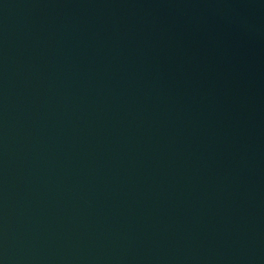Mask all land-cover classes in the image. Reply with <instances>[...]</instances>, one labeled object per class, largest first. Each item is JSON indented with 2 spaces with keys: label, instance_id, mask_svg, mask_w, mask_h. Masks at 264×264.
<instances>
[{
  "label": "water",
  "instance_id": "1",
  "mask_svg": "<svg viewBox=\"0 0 264 264\" xmlns=\"http://www.w3.org/2000/svg\"><path fill=\"white\" fill-rule=\"evenodd\" d=\"M0 264H264V0H0Z\"/></svg>",
  "mask_w": 264,
  "mask_h": 264
}]
</instances>
